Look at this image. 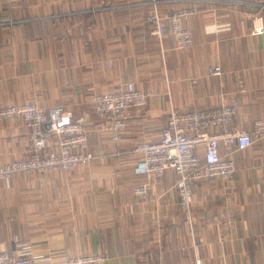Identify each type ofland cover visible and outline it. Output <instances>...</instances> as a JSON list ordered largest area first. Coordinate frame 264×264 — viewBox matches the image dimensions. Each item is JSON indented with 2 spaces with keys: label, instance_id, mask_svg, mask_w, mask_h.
<instances>
[{
  "label": "crops",
  "instance_id": "obj_1",
  "mask_svg": "<svg viewBox=\"0 0 264 264\" xmlns=\"http://www.w3.org/2000/svg\"><path fill=\"white\" fill-rule=\"evenodd\" d=\"M190 7L198 10L187 22L190 49L151 37L153 8L169 16ZM216 66L222 75H209ZM130 83L152 97L128 112L115 145L91 99ZM28 103L86 116L94 159L0 181V252L29 246L44 264L90 255L105 264H264V142L232 151V182L195 185L191 216L180 208L175 173L138 177L132 153L160 140L172 107L238 105L244 130L264 119V0H0V108ZM31 145L23 120L0 123V165L28 157ZM147 181L139 201L134 187Z\"/></svg>",
  "mask_w": 264,
  "mask_h": 264
},
{
  "label": "built area",
  "instance_id": "obj_2",
  "mask_svg": "<svg viewBox=\"0 0 264 264\" xmlns=\"http://www.w3.org/2000/svg\"><path fill=\"white\" fill-rule=\"evenodd\" d=\"M197 12L196 7H190L163 16L153 8L146 20L151 37L162 43L172 36L176 49H190L194 39L187 22ZM256 30V34L263 33L262 28ZM208 73L221 76L222 69L212 67ZM151 97V93L130 83L117 92L93 95L91 101L94 114L108 122L111 141L117 145L126 132L128 112L145 108ZM238 113V105L189 113L172 107L160 140L143 141L134 147L135 175L151 179L174 172L180 208L191 216L195 185L211 179L232 182L238 172L232 151L244 152L264 142V119L255 121L251 130H244L238 127ZM13 119L26 123L31 130L32 145L28 157L0 165V181L7 185L21 176L67 172L87 167L93 161L94 156L88 152L86 116L76 115L63 106L46 110L36 103L0 108V123ZM223 149L227 153L223 154ZM150 190L147 181L136 185L133 192L139 201H146ZM106 260L104 255H90L62 264H105ZM45 261L48 259L34 256L29 246H23L16 255L0 252V264H44Z\"/></svg>",
  "mask_w": 264,
  "mask_h": 264
}]
</instances>
